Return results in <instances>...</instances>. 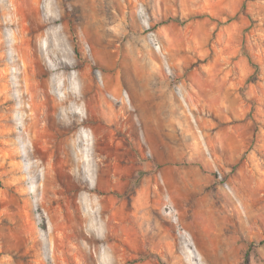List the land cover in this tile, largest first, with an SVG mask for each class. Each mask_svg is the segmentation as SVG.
<instances>
[{"label": "rangeland", "instance_id": "obj_1", "mask_svg": "<svg viewBox=\"0 0 264 264\" xmlns=\"http://www.w3.org/2000/svg\"><path fill=\"white\" fill-rule=\"evenodd\" d=\"M0 264H264V0H0Z\"/></svg>", "mask_w": 264, "mask_h": 264}, {"label": "trees", "instance_id": "obj_2", "mask_svg": "<svg viewBox=\"0 0 264 264\" xmlns=\"http://www.w3.org/2000/svg\"><path fill=\"white\" fill-rule=\"evenodd\" d=\"M242 55H244L245 57L248 58V60L250 61L251 65L253 66V68L255 69V73L252 76V78H255V76L257 75L258 71H259V67L256 63L253 62V60L251 59V57L247 54L242 53Z\"/></svg>", "mask_w": 264, "mask_h": 264}]
</instances>
